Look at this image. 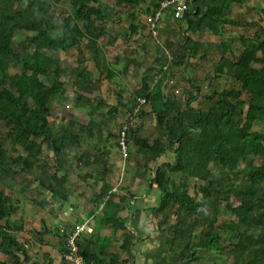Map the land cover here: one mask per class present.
<instances>
[{"label": "trees", "instance_id": "obj_1", "mask_svg": "<svg viewBox=\"0 0 264 264\" xmlns=\"http://www.w3.org/2000/svg\"><path fill=\"white\" fill-rule=\"evenodd\" d=\"M57 1L0 0V254L6 257L0 264H46L29 261L24 244L18 242L15 233L23 228L11 222L17 206L5 188L12 189L20 174L33 175L36 169L39 185L53 197L65 199L67 173L60 174L65 161L59 151L68 138L53 134L51 106L65 95L69 81L81 92H87L83 85L98 87L80 67L71 72L72 80H66L70 78L64 77L62 63L51 55L77 45L75 20L84 19L87 28L92 27L89 17L96 11L84 8L85 0H64L74 11L57 22L52 12ZM201 1L193 0L187 13L195 10L193 16H198ZM225 1L210 0L209 12L203 16L211 20L210 27L224 23L219 10H224ZM201 21L189 24L195 29ZM18 32L26 35L17 49L13 38ZM260 32L258 28L253 49L240 37L242 50L232 52V58L222 56L214 70L218 77L226 67L234 86L214 89L199 102L183 88L187 96L183 107L177 96L163 93L165 86L174 95L179 92L170 80L166 85L165 77L156 79L153 74L152 89L144 82L138 93L152 106L163 137L149 146L136 137L137 126L128 132L138 148L152 157L172 155L173 161L155 171L154 183L160 191L155 213L162 215L177 257L188 264H202L205 259L216 264L225 255L232 264H264V40ZM30 67L36 76L29 74ZM77 142L73 136L70 143ZM44 144L54 148L52 157L43 156ZM173 175L179 176L176 186ZM222 213L227 221H220ZM108 219L114 229L120 228L117 218ZM131 240L125 235L121 248L129 250ZM77 246L84 264H118L116 255L104 260L101 253L82 246L79 238Z\"/></svg>", "mask_w": 264, "mask_h": 264}, {"label": "crops", "instance_id": "obj_2", "mask_svg": "<svg viewBox=\"0 0 264 264\" xmlns=\"http://www.w3.org/2000/svg\"><path fill=\"white\" fill-rule=\"evenodd\" d=\"M164 1L85 0L84 8L98 12L89 17L92 27L87 28L84 19L75 20L78 44L51 54L62 63L64 77L70 78L66 80H72L71 72L80 67L98 87L83 85L87 92H81L69 81L65 95L51 106L53 134L68 138L67 146L59 151L65 161L60 174L67 173L65 199L53 197L39 185L36 169L33 175L20 174L12 189L5 188L17 206L11 222L23 228L15 234L24 244L29 261L70 264L64 260L66 242L59 228L69 231L85 223L92 232L81 233L82 246L101 253L104 260L116 255L118 264H188L177 257L162 215L155 213L160 201L155 171L173 161L172 155L152 157L148 150L138 148L128 132L124 156L117 134L126 124L128 131L137 126L136 137L149 146L163 137L149 102L140 110L141 116H131L137 100L142 99L138 93L144 82L149 89L155 85L153 74L156 79L165 77L164 84L171 80L178 93L182 87L189 89L198 102L214 89L228 88L222 82L226 79L234 86L226 67L218 77L214 70L222 56L232 58V52L238 53L237 46L242 50L240 37H245L246 47L253 49L259 28L264 40V0H226L224 10H219L224 17L220 22L224 23L216 28L203 17L209 12L210 0L201 1L196 17L193 10L187 18L175 19L170 7L163 8L150 29L147 18L154 16ZM192 2L189 0L190 5ZM73 11L67 1L58 0L52 12L61 22ZM200 20L201 27L192 29L189 22ZM94 27L101 31L92 30ZM172 90L165 86L163 93L177 96ZM186 97L177 96L183 107ZM73 136H77L76 144L70 143ZM42 149L44 157L54 155L51 145L44 144ZM188 182L192 185L194 181ZM110 217L118 219L119 229H114ZM125 235L132 237L129 250L121 248ZM0 261H4L2 254Z\"/></svg>", "mask_w": 264, "mask_h": 264}, {"label": "built area", "instance_id": "obj_3", "mask_svg": "<svg viewBox=\"0 0 264 264\" xmlns=\"http://www.w3.org/2000/svg\"><path fill=\"white\" fill-rule=\"evenodd\" d=\"M168 7L171 8L173 17L175 19H182L189 11L190 3L189 0H167L162 2L161 8L155 12L154 16L147 18V22L150 23L151 28H153L154 22L160 18V10ZM169 84L172 85L173 83L170 81ZM174 93L177 94L178 91L175 90ZM145 104L146 100L144 98L138 99L136 106L132 110V117H137ZM127 136L128 125L123 124L118 131L117 142L119 150L124 156L127 154ZM59 232L60 234H63L64 240L66 242V253L64 255V260L70 264H84L82 257L78 255L77 239L80 237L81 233H91L92 228L84 223L74 225L69 231L60 227Z\"/></svg>", "mask_w": 264, "mask_h": 264}, {"label": "rangeland", "instance_id": "obj_4", "mask_svg": "<svg viewBox=\"0 0 264 264\" xmlns=\"http://www.w3.org/2000/svg\"><path fill=\"white\" fill-rule=\"evenodd\" d=\"M150 29H152L151 27H150ZM25 35H26V33L25 32H18L17 34H16V36H14V38H13V45H14V47H16L17 49H18V47H19V45H21L22 43H24L25 42ZM239 46H237V50H236V52H239ZM28 72H29V74H31L32 76H36L35 74L37 73L35 70H33V68L32 67H30L29 69H28ZM39 74V73H38ZM39 76H41V74H39ZM206 76V75H205ZM46 77H47V80H49V77L48 76H45V79H46ZM46 80V81H47ZM172 82V81H171ZM195 82V81H194ZM222 82H224V84L223 85H225L226 87L228 86V87H231V86H233V82H232V80H231V83H229V80H224V81H222ZM234 85H235V83H234ZM185 88V87H184ZM181 93H183V87H182V90L180 91V93L177 95V96H182L181 95ZM172 178L174 179V181H175V186L177 185V183H178V178H179V176L178 175H173L172 176ZM62 204H64L63 202H62ZM65 205V204H64ZM220 218V221H222V222H224V221H227L228 220V216L226 215V214H223L222 213V215L219 217ZM209 258H210V256H209ZM212 258V257H211ZM3 259L4 260H6V257H4L3 256ZM210 262H208L207 261V259H205V260H202V264H209ZM216 264H232V259L229 257V256H227V255H225V256H222V259H220V260H218L217 262H216Z\"/></svg>", "mask_w": 264, "mask_h": 264}, {"label": "clouds", "instance_id": "obj_5", "mask_svg": "<svg viewBox=\"0 0 264 264\" xmlns=\"http://www.w3.org/2000/svg\"><path fill=\"white\" fill-rule=\"evenodd\" d=\"M170 81H171V80H170ZM170 81H169V82H170ZM172 83H173V82H172ZM132 110H133V109H132ZM131 114H132V113H131ZM131 116H132V115H131ZM120 128H121V127H120ZM119 130H120V129H119ZM117 136H118V134H117ZM127 138H128V136H127ZM63 237H64V236H63Z\"/></svg>", "mask_w": 264, "mask_h": 264}]
</instances>
